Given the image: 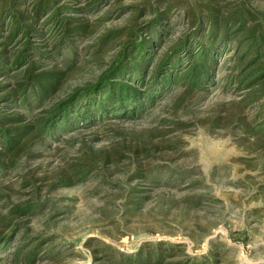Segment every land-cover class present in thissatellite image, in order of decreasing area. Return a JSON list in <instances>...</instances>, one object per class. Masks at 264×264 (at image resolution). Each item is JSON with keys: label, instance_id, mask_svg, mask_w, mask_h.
Instances as JSON below:
<instances>
[{"label": "rangeland", "instance_id": "374dc122", "mask_svg": "<svg viewBox=\"0 0 264 264\" xmlns=\"http://www.w3.org/2000/svg\"><path fill=\"white\" fill-rule=\"evenodd\" d=\"M11 1L0 0V14ZM15 1L14 12L34 25L27 19L39 0ZM50 1L82 32L60 47L62 28L46 17L34 25L41 57L28 52L25 67L0 76L6 121L20 114L32 126L45 121L56 104L118 68L156 16L165 15L166 31L136 114L88 122L74 115L43 137L31 134L0 172V264H99L101 243L126 255L161 253L163 264H264V76L241 84L264 69V0ZM213 19L221 36L208 81L200 89L154 85L155 62L196 31L207 35ZM3 31L0 46L10 29ZM24 46L19 36L0 57L5 51L12 64ZM32 64L33 75L59 79L53 92L37 101L31 86L26 104L22 95L17 105L3 101L27 83Z\"/></svg>", "mask_w": 264, "mask_h": 264}, {"label": "trees", "instance_id": "16d2710c", "mask_svg": "<svg viewBox=\"0 0 264 264\" xmlns=\"http://www.w3.org/2000/svg\"><path fill=\"white\" fill-rule=\"evenodd\" d=\"M16 1L12 0L8 8H3L0 14V31L4 29H10L7 44H3L0 47L9 46L13 41L21 36L22 40H25L24 51L10 64L7 58H4L6 52L4 51L0 57V76L7 75L11 68L25 67L28 61L27 53L35 52L38 57H41L38 52L32 46V39L34 35H39V32L35 29V24L44 17L48 19L46 25H52L54 27H60L63 29L64 38L60 41L59 46L66 47V44L71 41L70 39L81 34L82 26L77 24H71L66 19H61L60 11H65V8L56 9L55 3L50 0H39L36 6L33 8L32 16L27 21L34 24L25 25V16L22 13H15ZM19 5V4H18ZM7 11H6V10ZM9 15L11 19L10 24H5V16ZM165 15L156 16L149 29L147 37L141 39L140 42L135 45L128 52V48L122 55L121 62L118 68L105 73L99 81L89 90L84 92L83 95H74L68 101L56 104L48 113L45 121H42L35 126H32L30 122L24 120L23 114L18 118H12L6 121L7 117H4V113L0 110V172L5 173L9 167L8 161L12 160L17 154L16 151L23 147V144L28 140L31 134L37 132L40 137H43L53 131L58 123L64 121L66 124L77 115L78 121H96L102 119L107 112L121 113L123 115L136 114L140 107H142V93L139 91L144 85V74L151 64L152 56L156 45L165 36L166 28L163 26ZM243 24H239V28ZM218 21L213 19L211 27L205 35V32L200 33L196 31L191 40L189 38L183 39L180 43L172 49L169 55H166L161 61L159 59L155 62L153 70L151 72V79L154 85L159 84L162 87H170L173 84H182L189 86L190 88L200 89L201 85L208 81L210 68L214 65L216 58L214 55V48L217 41L220 39ZM228 29L224 30L225 37H229ZM4 33V31H3ZM228 34V35H227ZM30 63V62H29ZM34 64L26 72L27 83L19 87L18 90L10 91L6 96L2 98L6 103H12L17 105V101L20 100L22 95V101L27 103L25 97L28 95L29 89L33 87V95L37 101H41L42 97L52 93L55 87L59 84V79L50 74L33 75L35 69ZM131 72V81H126L125 77ZM252 73V72H251ZM264 76V69L257 72H253L244 80L241 84H245L247 81V87L262 82ZM250 78H253L249 80ZM262 78V79H261ZM21 93V94H19ZM1 95V90H0ZM81 105L83 108L79 113H75L76 107ZM8 123V125H7ZM16 125V126H13ZM10 126V128H7ZM14 127V128H11ZM261 133L264 132V121L261 124ZM11 157V158H10ZM100 255L101 263L99 264H163L165 259L163 254L158 253L157 257H154L151 253L144 254L138 252L136 255L121 254L113 248L101 243ZM99 256V252L95 254V257ZM34 253L29 254V259H33ZM208 264H216L215 260L208 258L206 260ZM98 261L94 260V264ZM194 264H202V262H195Z\"/></svg>", "mask_w": 264, "mask_h": 264}]
</instances>
